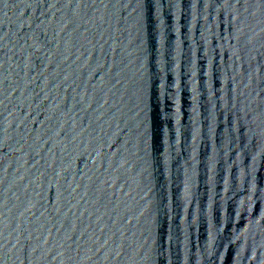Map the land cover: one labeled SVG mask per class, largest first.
I'll return each instance as SVG.
<instances>
[{"label": "water", "instance_id": "1", "mask_svg": "<svg viewBox=\"0 0 264 264\" xmlns=\"http://www.w3.org/2000/svg\"><path fill=\"white\" fill-rule=\"evenodd\" d=\"M0 264H264V0H0Z\"/></svg>", "mask_w": 264, "mask_h": 264}]
</instances>
